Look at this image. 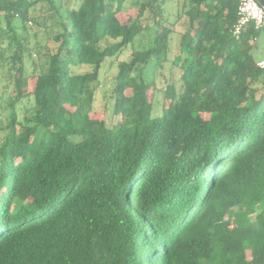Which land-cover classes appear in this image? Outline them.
Returning a JSON list of instances; mask_svg holds the SVG:
<instances>
[{"label": "trees", "instance_id": "1", "mask_svg": "<svg viewBox=\"0 0 264 264\" xmlns=\"http://www.w3.org/2000/svg\"><path fill=\"white\" fill-rule=\"evenodd\" d=\"M126 1L0 0L15 91L0 124V264H264V28L236 38L238 0H183L182 74L154 114L148 89L175 30L165 0L124 17ZM147 11L153 44L118 60L109 126L91 115L101 71Z\"/></svg>", "mask_w": 264, "mask_h": 264}, {"label": "rangeland", "instance_id": "2", "mask_svg": "<svg viewBox=\"0 0 264 264\" xmlns=\"http://www.w3.org/2000/svg\"><path fill=\"white\" fill-rule=\"evenodd\" d=\"M146 1L147 0H127L123 6V16L127 17L131 14H134L140 8V4ZM182 1L183 0H165V3H161L165 16L163 19V24L172 26L175 31L172 34L170 43V52L168 54L169 60L164 63L163 68L156 71L155 75L153 76L154 82L149 85L148 101L153 102L154 114H159L163 108L170 106L171 100L164 97L163 90L168 83L178 80L182 74L180 67L175 66L172 63L175 59V56L179 52L180 35H182L188 28V15L186 13H182L181 18L178 20L179 12L181 13L180 6ZM15 24L20 25V20L18 17L15 20ZM143 24L146 26V29H144L135 38L134 42L126 46L117 55L107 59L104 63V67L102 68L100 84L96 90L95 101L93 104V109L91 110V115L93 117L105 119L109 126L116 124L119 119V117L113 112V107L116 100V94L114 93L113 89L115 87V75L117 72L118 60L128 61L131 58L132 49H143L153 44L155 27L153 25L152 15L149 13V11H147L144 15ZM28 26L32 43L34 44L35 42L33 34L38 33L37 40L42 44H45L47 41V36L45 35L44 29L39 28L32 20L28 22ZM23 33L25 34V32ZM114 42V40L105 39L103 41L102 47L110 45ZM53 44V42L50 43L51 46H53ZM260 44L263 45L261 46ZM258 46L259 49L257 50L256 54L258 55V58H260L264 54V31L261 33ZM34 58L39 61L38 55H34ZM27 62L29 65V73H32L34 69V61L29 59ZM3 63L4 62L0 60V124L6 125L7 116L11 112L9 100L13 99L15 91L14 84L10 83V67L9 65L3 66ZM87 69L88 68H82L81 70L84 71ZM30 83L33 86L34 79H31ZM32 104L33 97H31L28 102L29 106ZM15 107L19 111L20 118H22L23 113L21 110L24 107V102L17 103ZM228 220L231 223L233 222L232 217H228ZM232 226L234 227L235 224H232ZM246 255L250 256V252L246 251Z\"/></svg>", "mask_w": 264, "mask_h": 264}, {"label": "built area", "instance_id": "3", "mask_svg": "<svg viewBox=\"0 0 264 264\" xmlns=\"http://www.w3.org/2000/svg\"><path fill=\"white\" fill-rule=\"evenodd\" d=\"M255 5V7H249ZM258 13V16L256 15ZM238 19L233 27V34L239 38L244 28L253 24L256 28H264V8L257 0H238ZM258 66L264 68V58L258 61Z\"/></svg>", "mask_w": 264, "mask_h": 264}, {"label": "water", "instance_id": "4", "mask_svg": "<svg viewBox=\"0 0 264 264\" xmlns=\"http://www.w3.org/2000/svg\"><path fill=\"white\" fill-rule=\"evenodd\" d=\"M259 4L264 8V0H257Z\"/></svg>", "mask_w": 264, "mask_h": 264}, {"label": "crops", "instance_id": "5", "mask_svg": "<svg viewBox=\"0 0 264 264\" xmlns=\"http://www.w3.org/2000/svg\"><path fill=\"white\" fill-rule=\"evenodd\" d=\"M260 45L262 46L263 44H260ZM263 47H264V46H263ZM263 58H264V54H263V56H261V57L259 58V60H260V59H263Z\"/></svg>", "mask_w": 264, "mask_h": 264}, {"label": "clouds", "instance_id": "6", "mask_svg": "<svg viewBox=\"0 0 264 264\" xmlns=\"http://www.w3.org/2000/svg\"><path fill=\"white\" fill-rule=\"evenodd\" d=\"M249 7H253V8H254V7H255V5H249ZM256 15L258 16V13H257Z\"/></svg>", "mask_w": 264, "mask_h": 264}]
</instances>
